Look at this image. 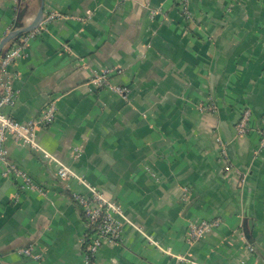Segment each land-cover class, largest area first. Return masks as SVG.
<instances>
[{"label": "crops", "instance_id": "crops-1", "mask_svg": "<svg viewBox=\"0 0 264 264\" xmlns=\"http://www.w3.org/2000/svg\"><path fill=\"white\" fill-rule=\"evenodd\" d=\"M40 1L0 0V39ZM43 1L11 66L15 102L2 110L24 121L55 99L36 139L140 227L125 224L92 264H264V0H188L189 18L176 0ZM104 67L122 70L111 82L127 100L90 82ZM243 107L249 129L237 134ZM4 147L43 193L20 189L0 163V264H84L87 227L72 193L87 189L29 145L9 137ZM211 217L221 224L189 241L188 222ZM28 245L39 259L18 252Z\"/></svg>", "mask_w": 264, "mask_h": 264}, {"label": "built area", "instance_id": "built-area-1", "mask_svg": "<svg viewBox=\"0 0 264 264\" xmlns=\"http://www.w3.org/2000/svg\"><path fill=\"white\" fill-rule=\"evenodd\" d=\"M181 12L186 18L191 17V12L188 6V0H176ZM59 13L51 12L47 19L58 16ZM36 33V28L23 32L18 36V39L6 47L0 55V163L3 164L1 174L3 176H13L15 179H20L19 188L36 190L43 193V189L36 183L26 171L12 163L7 158V152L4 147V142L9 137L27 144L34 150L41 153L42 158L46 162H53L57 165L56 174L62 180L75 178L87 189V193L73 191V199L77 202L81 209L87 233L84 236V264H92L95 254L104 243H114L122 239L123 227L125 224H130L136 229L140 230L133 221L129 219L121 205L110 199L104 192L99 190L95 185L89 183L84 177L79 175L63 160L55 154L44 148L36 139V131L39 127L51 124L55 119L56 114V100H50L40 113L28 118L24 121L14 119L9 114L2 110L5 104L12 105L16 99V91L13 87V78L16 73L11 70V66L24 55V49L27 42ZM64 48H69L67 44ZM122 70L115 67H104L100 71L93 72L90 77V82L96 87H107L113 92L119 94L122 98L127 100L128 88L123 85L114 84L111 82V76L120 73ZM213 104L201 105V109H211ZM251 111L248 107H243L235 122V132L242 134L248 131V120ZM264 123V117L262 119ZM264 148V127L260 129V139L256 150ZM82 152L81 145H74L70 151L72 157H78ZM222 152L224 148H222ZM229 166V164H227ZM221 224L219 217H211L202 219L200 221H189L187 224V238L194 242L203 237L211 229L218 227ZM252 249V247L250 246ZM18 252L39 259L41 251H36L32 245L24 246L18 249ZM178 259H185L179 256Z\"/></svg>", "mask_w": 264, "mask_h": 264}, {"label": "water", "instance_id": "water-1", "mask_svg": "<svg viewBox=\"0 0 264 264\" xmlns=\"http://www.w3.org/2000/svg\"><path fill=\"white\" fill-rule=\"evenodd\" d=\"M44 18V1L41 0L39 7L32 18L31 22L28 24H19L15 22V24L11 27V29L1 37L0 39V55L2 51L5 49L6 45L12 40L16 39L21 33L30 31L36 28ZM245 235L248 239H250V234L247 230H245Z\"/></svg>", "mask_w": 264, "mask_h": 264}, {"label": "trees", "instance_id": "trees-1", "mask_svg": "<svg viewBox=\"0 0 264 264\" xmlns=\"http://www.w3.org/2000/svg\"><path fill=\"white\" fill-rule=\"evenodd\" d=\"M18 39V37L16 38V39H14V40H12L11 42H9L7 45H6V47H8L12 42H14L15 40H17ZM5 47V48H6ZM250 234V233H249Z\"/></svg>", "mask_w": 264, "mask_h": 264}]
</instances>
